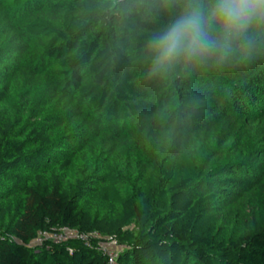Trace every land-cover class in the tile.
I'll list each match as a JSON object with an SVG mask.
<instances>
[{"label": "trees", "instance_id": "obj_1", "mask_svg": "<svg viewBox=\"0 0 264 264\" xmlns=\"http://www.w3.org/2000/svg\"><path fill=\"white\" fill-rule=\"evenodd\" d=\"M128 3L0 0V264H264V30L152 75L181 0Z\"/></svg>", "mask_w": 264, "mask_h": 264}, {"label": "clouds", "instance_id": "obj_2", "mask_svg": "<svg viewBox=\"0 0 264 264\" xmlns=\"http://www.w3.org/2000/svg\"><path fill=\"white\" fill-rule=\"evenodd\" d=\"M120 0H114V6ZM137 0L119 10L132 15ZM264 30V0H181L180 10L146 44L151 74L162 75L174 66L200 63L212 56L250 52L255 36Z\"/></svg>", "mask_w": 264, "mask_h": 264}, {"label": "built area", "instance_id": "obj_3", "mask_svg": "<svg viewBox=\"0 0 264 264\" xmlns=\"http://www.w3.org/2000/svg\"><path fill=\"white\" fill-rule=\"evenodd\" d=\"M45 235H49V233H42L39 235V237L45 236ZM52 236H53V239L57 241L71 238V237H78L86 245H89V246L91 245L90 238H95V239L100 238V236L96 232H92L90 234H78L76 231L66 229V228L59 229V233H52ZM39 237L36 240H38ZM94 247L96 248V250L106 255L107 264H116V258H117L120 247L117 246V243L114 239L107 238L106 240H99L96 242Z\"/></svg>", "mask_w": 264, "mask_h": 264}, {"label": "rangeland", "instance_id": "obj_4", "mask_svg": "<svg viewBox=\"0 0 264 264\" xmlns=\"http://www.w3.org/2000/svg\"><path fill=\"white\" fill-rule=\"evenodd\" d=\"M56 233H59V230ZM52 239H53L52 234H49V235H45V236H40L39 239L36 240L35 242H41L43 240H52Z\"/></svg>", "mask_w": 264, "mask_h": 264}]
</instances>
